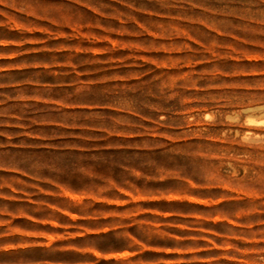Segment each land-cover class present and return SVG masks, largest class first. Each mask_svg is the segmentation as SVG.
Returning <instances> with one entry per match:
<instances>
[{
  "label": "rangeland",
  "instance_id": "374dc122",
  "mask_svg": "<svg viewBox=\"0 0 264 264\" xmlns=\"http://www.w3.org/2000/svg\"><path fill=\"white\" fill-rule=\"evenodd\" d=\"M0 264H264V0H0Z\"/></svg>",
  "mask_w": 264,
  "mask_h": 264
}]
</instances>
